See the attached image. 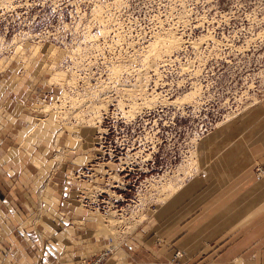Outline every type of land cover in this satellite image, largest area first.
I'll use <instances>...</instances> for the list:
<instances>
[{"label":"rangeland","instance_id":"obj_1","mask_svg":"<svg viewBox=\"0 0 264 264\" xmlns=\"http://www.w3.org/2000/svg\"><path fill=\"white\" fill-rule=\"evenodd\" d=\"M168 31L181 38L169 52L155 45ZM0 77L4 106L31 114L23 146L42 133L50 167L79 182L99 235L88 257L118 251L150 227L166 185L197 172L198 137L241 100L262 103L264 0H0Z\"/></svg>","mask_w":264,"mask_h":264},{"label":"crops","instance_id":"obj_2","mask_svg":"<svg viewBox=\"0 0 264 264\" xmlns=\"http://www.w3.org/2000/svg\"><path fill=\"white\" fill-rule=\"evenodd\" d=\"M2 93L0 127L10 141L0 134V264H79L96 245L91 235L99 237L75 198L79 182L50 167L42 133L23 146L22 140L31 141L26 116L31 114L20 105L10 111ZM260 102L199 136L197 172L159 204L137 242L96 264H264V99Z\"/></svg>","mask_w":264,"mask_h":264},{"label":"bare ground","instance_id":"obj_3","mask_svg":"<svg viewBox=\"0 0 264 264\" xmlns=\"http://www.w3.org/2000/svg\"><path fill=\"white\" fill-rule=\"evenodd\" d=\"M180 42H181V38L180 37H177L176 35H175V33H172V32H167L166 33V36L163 38V39H156V42H155V45L156 44H158V45H161L162 47H163V49L165 48V50L167 51V52H169V51H171L172 49H174V48H176V47H178L179 45H180ZM154 45V47H156ZM151 48V47H150ZM154 49V48H153ZM156 49V48H155ZM150 51V50H149ZM48 53H49V57H50V59L52 60H54V51H52V49L51 48H49L48 49ZM153 66H154V63H153ZM155 71L157 72V70H156V68H155ZM65 74H64V72L63 71H59V70H56L53 74H52V76L48 79V81L50 82V83H57V84H60V85H62L64 82H66L68 79H65ZM142 77V76H141ZM143 78V77H142ZM142 80V79H141ZM143 82H144V80H143ZM138 84V83H137ZM193 84H197V83H193ZM145 85H146V82H145ZM145 85H144V87H145ZM194 86V85H193ZM156 96H154V98H155ZM152 98H153V96H152ZM258 99V98H257ZM261 99H264V97L263 98H259V100H261ZM254 100V99H253ZM146 101H149V100H146ZM142 102V104H144V103H146L147 105H149L150 106V104H148L147 102ZM164 101V100H163ZM150 102H152V101H150ZM257 102V101H256ZM255 101H250L249 103H247V104H245V105H243L242 106V108L240 109V110H238L237 112H230V113H232V114H239V113H241L242 111H244L246 108H248V107H250V106H252L253 104H255L256 103ZM153 103V102H152ZM155 103V102H154ZM132 105H134V102H133V104ZM137 105V104H136ZM135 105V106H136ZM50 106L51 105H45L44 106V109H45V111H47V110H49L50 109ZM137 107H135V109H136ZM130 109H131V105H130ZM133 109H134V106H133ZM133 109H132V113H133ZM130 111V110H129ZM135 111V110H134ZM48 112V111H47ZM58 113V112H57ZM132 113H131V115H132ZM135 113V112H134ZM230 113H228V114H226L221 120H219V121H221V122H219V121H217V122H219L218 123V125H221V124H223L225 121H228V120H230V119H232L233 118V116H228L227 117V115H229ZM61 117V116H60ZM227 117V118H226ZM222 120H225V121H223L222 122ZM43 121H46V120H43ZM217 122H216V124H217ZM98 129V128H97ZM76 134V133H75ZM167 187V188H166ZM166 187H165V189H167V193H166V196L168 197V196H170L171 194H172V192L175 190L174 189V187H172V186H168V185H166ZM103 227V226H102ZM104 253V252H103ZM103 253H101V254H103Z\"/></svg>","mask_w":264,"mask_h":264},{"label":"built area","instance_id":"obj_4","mask_svg":"<svg viewBox=\"0 0 264 264\" xmlns=\"http://www.w3.org/2000/svg\"><path fill=\"white\" fill-rule=\"evenodd\" d=\"M245 101H248L247 99H244V100H241L239 103H237L235 106H234V110H239V109H241L242 108V106L243 105H245V104H247V103H245ZM108 252V250H106V251H104V253L103 254H100V252H98V253H95V254H93L92 255V257H88V258H86V259H84V262L86 263V264H96L98 261H100L106 254H108L107 253Z\"/></svg>","mask_w":264,"mask_h":264}]
</instances>
